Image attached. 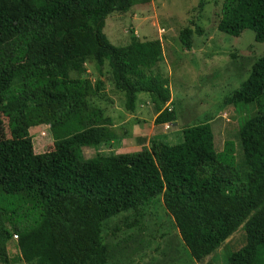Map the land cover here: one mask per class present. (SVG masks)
Segmentation results:
<instances>
[{
	"label": "trees",
	"instance_id": "obj_1",
	"mask_svg": "<svg viewBox=\"0 0 264 264\" xmlns=\"http://www.w3.org/2000/svg\"><path fill=\"white\" fill-rule=\"evenodd\" d=\"M151 1L0 0V264H132L150 244L143 235L153 217L172 221L194 263L241 227L244 244L230 245L226 263L264 264V56L246 68L230 53L228 69L247 77L218 108L250 115L238 119V164L232 141L216 150L214 116L206 114L182 130L178 145L157 134L136 152H98L144 123L140 95L154 125L177 120L167 108L170 80L158 69L161 41L130 31L117 47L103 33L108 16ZM213 4L219 33L239 38L248 30L264 45V0ZM199 15L179 31L186 50L202 33ZM114 97L123 109L116 117ZM40 126L49 128L52 149L36 154L30 130ZM88 148L94 157H84Z\"/></svg>",
	"mask_w": 264,
	"mask_h": 264
},
{
	"label": "rangeland",
	"instance_id": "obj_2",
	"mask_svg": "<svg viewBox=\"0 0 264 264\" xmlns=\"http://www.w3.org/2000/svg\"><path fill=\"white\" fill-rule=\"evenodd\" d=\"M198 1L152 0L149 4L133 7L126 14L115 13L107 17L103 33L114 46L127 45L130 31H133L139 39L144 37L161 41L165 62L160 64L158 69L170 80L173 101L171 108L177 120L171 124L168 130H165L162 125H154L153 107L147 97L140 95L139 101H142L139 102V105L142 106H140L138 115L140 114V120H143L144 123L140 122L139 125L132 128L130 139H123L121 143L103 145L98 150L100 155L139 151L137 138L144 139L145 142L157 134L174 135L171 139H161V141L169 146L178 145L182 141V130L197 124L198 118H202L206 114L214 116L211 129L216 150L221 152L225 143L232 141L235 149L234 160L238 164L239 155L241 159V150L237 144L236 136L238 119L243 121L250 115L242 117L239 114L238 116V113L232 108L221 112L218 106L231 92L239 89L242 81L247 77L241 78L233 69H228L231 62L230 53L234 51L239 58L238 61L247 63L246 68H248L249 62L264 56V45L255 43L253 33L248 30L244 31L239 38L219 33L216 26L220 9L219 6L213 4V1L222 3L223 0H203L207 5L203 7L201 13H198L197 9ZM196 15H199L198 23L202 33L195 35L192 49L186 50L180 45L179 31L189 25ZM91 73L92 70L89 69V75ZM91 79L93 80V76ZM106 85L105 87L110 90L108 84ZM109 95L114 96L110 92ZM113 100L116 102V106L113 105L110 112L116 117L117 112H121L123 109L118 106L117 97H114ZM115 117L114 123L118 127L121 123L118 120L115 121ZM48 129L47 126H40L30 130L36 154H42L52 149V138ZM1 132L5 137H8L6 128L3 127ZM118 132L120 133V130ZM83 155L85 158H92L96 152L93 148L83 149ZM146 219L149 220L145 224L148 230L144 233L143 239L148 237L150 244L144 249L143 256L138 255L139 251L135 253L137 255L133 257L132 264H205L208 261L211 264H227L226 255L230 252L231 246L233 249H238L244 244V232L240 227L212 256L201 263H194L187 251L182 248L180 236L173 229L170 219L161 218L158 221L154 217ZM167 233L170 234L167 236ZM162 235L163 237H161ZM11 245L12 242H9L7 249ZM15 252L16 250L11 247L10 254ZM13 264L23 263L18 261Z\"/></svg>",
	"mask_w": 264,
	"mask_h": 264
},
{
	"label": "clouds",
	"instance_id": "obj_3",
	"mask_svg": "<svg viewBox=\"0 0 264 264\" xmlns=\"http://www.w3.org/2000/svg\"><path fill=\"white\" fill-rule=\"evenodd\" d=\"M172 105H173V104H172ZM172 105H171V104H168V105H167L168 111H171V110H172V108H171ZM171 124H174V123H166V124H163L162 126L164 127L165 130H166V129L168 130V128L171 127Z\"/></svg>",
	"mask_w": 264,
	"mask_h": 264
},
{
	"label": "crops",
	"instance_id": "obj_4",
	"mask_svg": "<svg viewBox=\"0 0 264 264\" xmlns=\"http://www.w3.org/2000/svg\"><path fill=\"white\" fill-rule=\"evenodd\" d=\"M143 141H144L143 139L141 140V139L137 138L136 142L139 145L137 148H140L144 145ZM147 143H148V140H147ZM145 145H148V144H145Z\"/></svg>",
	"mask_w": 264,
	"mask_h": 264
}]
</instances>
